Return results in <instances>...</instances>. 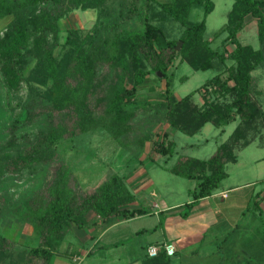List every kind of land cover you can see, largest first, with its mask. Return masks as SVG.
Listing matches in <instances>:
<instances>
[{"label": "trees", "instance_id": "obj_1", "mask_svg": "<svg viewBox=\"0 0 264 264\" xmlns=\"http://www.w3.org/2000/svg\"><path fill=\"white\" fill-rule=\"evenodd\" d=\"M152 1L154 0H144L142 28L136 29L114 25L115 20L125 18L130 11L125 7L124 0H0V18L10 15L0 35L2 82L8 90L13 91L23 82L30 97L26 120L37 118L44 124L27 146L2 152L0 166L10 163L16 170L32 164H48L57 153L54 144L65 138V135L70 136L98 126L117 138L127 130L129 121L135 115L138 105L134 94L147 81V75L153 73L158 77V71L164 76L174 54L190 52L192 56H188V61L195 70L211 68L209 60L212 58H217L221 63L225 59L233 61L234 65L226 68L225 79L212 76L201 84L209 89L205 93L210 91V87L218 85L223 92L230 94L231 99L227 103L211 102L198 107L192 103V94L196 90L174 98L166 85L162 97L169 107L166 113L168 125L182 133L193 134L207 122L221 128L238 117L244 124L236 126L229 141L219 143L209 157L179 159L169 171L195 182L188 189L190 200L183 204L185 208H190L198 199L211 195L219 187L226 176L224 163L236 160L232 147L243 136L245 129L254 127L252 121L255 117H263L261 108L258 111L250 100V73L260 64L262 53L249 44H241L236 37L245 24V16L249 15L255 21L258 41L264 43V0L232 1L226 14V22L215 32H224V38L227 39L224 42L233 45L227 57H223L224 49L219 51L211 48L203 40V19L197 22L187 19L189 9L196 5L201 6L206 15L212 9L211 0H164L156 3L157 9L151 8ZM74 9L95 10L96 31H99L96 45L91 50L90 34L81 35L76 28L68 27L65 29L62 46L55 53L58 20ZM131 9L135 12L138 10L135 6H131ZM129 17L127 19L131 20ZM154 19L157 21L153 22ZM171 20L179 27L177 38H169L163 29L162 24ZM177 41L181 43L178 51L175 49ZM103 61L114 79L101 88L103 82L95 81V65L96 62ZM147 63L152 64L151 69L147 68ZM227 79L231 80V85L227 83ZM98 89L100 92H97ZM91 97L94 104H102L100 113L89 106ZM157 103L160 105L164 102L157 101L154 104ZM53 112L70 117L71 128H67L63 121L54 122ZM165 137L166 133L163 132L160 140L151 141L150 148L155 153L163 155L169 152L171 144L164 143ZM62 164L56 167L51 185L44 190L48 201L42 206L26 204L22 208L25 220L42 225L40 235L43 234L44 239L41 244L20 248L0 233V261H8L11 257L9 264H49L52 251L57 245V241L50 240V232L55 233L52 237L57 239L70 224L77 228L83 227L87 209L103 220L128 218L146 212L144 208L127 207L133 196L114 175L98 184L91 194L77 198L69 196L64 187L66 169ZM115 192L118 195L121 192V196L116 195L109 202L108 195ZM40 195L41 193L38 196ZM255 197L256 194L252 195L254 199L248 200L246 209L256 212L257 219L263 222L257 235L264 248V213L259 205L260 198L256 200ZM249 263L251 264L249 256L240 262ZM142 264L171 262L169 256L160 249L155 256H145ZM214 264L236 263L231 260L225 262L219 255V260Z\"/></svg>", "mask_w": 264, "mask_h": 264}, {"label": "rangeland", "instance_id": "obj_2", "mask_svg": "<svg viewBox=\"0 0 264 264\" xmlns=\"http://www.w3.org/2000/svg\"><path fill=\"white\" fill-rule=\"evenodd\" d=\"M161 1L164 0L152 1L151 8L157 9L156 3ZM232 1L211 0L212 9L206 15L203 14L202 7L197 5L192 6L187 14V19L192 22L204 20L203 40L211 48L219 51L224 49L222 52L223 57H227L228 51L233 45L224 42V40H227L224 38V32L217 34L215 32L226 22V14ZM143 3L144 0H124L126 8L131 11L133 10L131 6H135V8H138L137 11L139 13L134 10L128 11V15L125 18L121 17L119 21L115 20L116 23L114 25L141 29ZM127 17L132 19L129 20ZM9 19L10 15L0 18V35ZM123 19L125 20L122 24ZM156 21L157 19L153 20V22ZM244 21L245 24L242 30L237 33L236 38L241 44H249L255 50L260 49L258 51L262 53L260 64L254 67L250 73L252 78L250 100L254 102L252 103L258 108V111L261 108L264 112V43L261 44L256 37L255 21L249 15L245 16ZM95 22L96 14L93 9H85L83 11L74 9L66 13L58 20L59 31L54 52L57 53L62 46L65 29L68 27L76 28L81 35L89 33L92 50L96 45L97 34L99 33V31H96L97 25H95ZM162 26L169 38H177L179 27L175 21H166ZM180 45L181 43L177 51ZM188 56H192L190 52L174 54L173 59L168 63L164 71V76L161 73L158 77L153 73L147 75V81L139 86L134 94L135 103L138 105L135 115L129 121L127 130L117 138H114L110 132L104 130L101 126H98L70 136L65 135V138L54 144L57 153L48 164H32L16 170L11 167L10 163H7L6 166L1 165L0 233L7 240L12 241L14 246L16 245L20 248L41 244L44 239L43 234L40 235L42 225L36 221L25 220L23 215L25 211L22 208L26 204L34 207L38 204L42 206L48 201L44 190L51 185L50 181L54 171L61 163H63V168L66 169V173L64 172V178L66 179L64 187L67 188L68 195H72L73 198L91 194L96 190L98 184L108 179L111 175L117 176L130 192L133 188L131 184H127L126 179H132L130 176L133 175L137 176V185H140L141 189L136 192L131 191L135 199L132 206H142L152 212L154 208L153 202L156 203L162 200L163 195L170 202L178 204H184L185 201H188L190 197L187 195V191L194 185V180L174 175L169 171V168L179 159L185 157L199 159L209 157L219 143L229 141L236 126L241 127L244 124L238 117H235L234 120L221 128L207 122L203 124L198 132L193 134L182 133L168 125L166 113L169 107L165 104L164 97H162L166 85H168L169 91L174 98H179L188 92L196 90L192 94V103L198 105V107H204L206 103L211 102L227 103L231 99L230 94L226 91L223 92L218 85L210 87V91L205 93L209 89L201 84L212 76H218L220 80L225 79L227 76L226 68L228 66L232 67L234 65L233 61L225 59L221 63L217 58H212L209 60L211 68L195 70L190 66ZM95 66V81L103 82L102 88L114 77L108 71L104 61L96 62ZM147 68L151 69L152 64L147 63ZM227 80V83L231 85V80ZM97 92H100V90L98 89ZM28 96L29 93L23 82L17 90H8L0 76V154L2 152H11L17 148H24L31 143L37 130L44 127L41 119L26 120V110H28L30 99ZM157 101L164 103L160 105L158 103L154 104ZM88 103L96 113L101 112L102 104H94L93 97L89 98ZM35 110L33 109V111ZM52 117L54 122L63 121L67 128H71L70 117L66 118L65 115H59L56 112H53ZM263 118L264 116L262 118L260 116L255 117L252 121L254 127L245 129L243 136L232 147L236 160L224 163L226 176L221 180L216 191L224 189L227 198L221 200L217 194L211 198L213 202L218 201L220 203L221 208L219 210L223 220L225 219L227 222L234 221L237 224L234 237H232L233 235L230 236V225H226V221L222 222V220L219 222L221 224L212 229L213 233L210 234V227L206 229L205 225L189 218L188 214L191 207H181V213L184 215H180L178 219L173 221L187 229L193 230L204 226V230L207 231L204 238L209 239L203 240L201 245L197 247L198 256L207 254L210 251H216L213 256L215 262L219 260V255H221L225 262H230L231 260L236 264H240L244 257L249 256L251 264H264V248L262 240H259L260 236L257 235L262 228L263 222L257 219L256 212L244 209V203L239 200L241 196L251 193L256 194L255 198L258 200V191L264 189L261 188L262 184L259 180L264 176V134L260 131L263 128V126L261 127V124L264 123ZM163 132L166 133L164 143L170 142L171 147L167 154L162 155L155 153L150 148V145L151 141L160 140ZM243 141L246 142L243 144L241 143ZM150 184H154V188L149 189ZM233 185L243 186L238 189H227ZM40 193L41 195L38 196ZM116 195H118V192L110 193L107 200L109 202L113 201ZM223 195L225 194L222 193ZM118 196H121V192ZM249 199L252 200L254 198L251 196ZM261 207L264 211V202H262ZM84 214L85 222H87L89 217L95 213L87 209ZM252 215L253 219L251 218ZM208 217L209 214L199 215L196 220L205 219L206 224ZM250 219L252 220V227L249 231ZM162 220L161 217L160 222L157 221V223L155 217L147 215L139 217L123 225L122 229H119L117 233L125 234L129 229L131 230L138 226L147 227L155 223H157V227H160ZM245 224H247L246 227ZM242 225L244 226V231L241 230L243 229ZM172 228H174V225ZM150 232L146 230L138 235L125 236L123 239L129 241L131 248H133L135 246L131 241L147 238ZM157 232H159L158 229ZM240 232L241 234L243 232L246 233L244 240H242ZM50 233V240L57 241V245L52 251L53 255L50 257L49 264L119 263L113 259H94L91 254L88 255L89 257L82 256L81 250L89 247L90 244L89 242L86 243V240L81 241L80 236L82 233L78 231L74 224H70L69 228L66 227L65 231L57 239L52 237L55 233ZM114 233L113 231V233L107 234V237L115 239L116 236L112 235ZM155 235L156 233H153L151 236ZM213 235L214 237H211ZM46 236L48 237V235ZM229 236L232 237L231 240H229ZM105 238L103 241L106 240ZM74 253L76 255L79 253V257H75ZM8 261L3 259L0 264H9Z\"/></svg>", "mask_w": 264, "mask_h": 264}, {"label": "crops", "instance_id": "obj_3", "mask_svg": "<svg viewBox=\"0 0 264 264\" xmlns=\"http://www.w3.org/2000/svg\"><path fill=\"white\" fill-rule=\"evenodd\" d=\"M262 111V110H261ZM262 114L264 116V112L262 111ZM264 121V118H263ZM260 131L264 134V123L261 124ZM260 133V132H259ZM175 175V174H174ZM132 179H126L127 184H131L133 192H136L140 188V185H137V176H130ZM125 180V179H124ZM260 182L262 184L261 188H264V176L261 177ZM243 185H233L231 187H228L227 189H238ZM154 188V184H150L149 187ZM219 188V187H218ZM260 188V189H261ZM131 190V191H132ZM130 191V193H131ZM260 198V207L262 202H264V189H261L258 191ZM222 193L225 195L222 196ZM219 195L221 200H224L227 198V195L225 193V190H218L216 189L212 192L211 195L203 197L201 199H198L190 208L189 211V218L193 219V221L200 222L201 224L206 226V229L210 227L209 233H213L212 229H215L217 226H219V223L221 220H223V216L220 214V203L218 201L213 202L211 200L214 195ZM254 193H251L249 195H243L239 198L241 202L244 203V209H246V204L249 200V198ZM188 195V191H187ZM189 196V195H188ZM162 200L159 202H153V211L146 210V212L141 214H135L132 217L123 218V217H115L110 220H103L101 217H99L97 214H94L89 217V220L85 223V225L81 228H78V231H80L82 234L80 238L81 241H85L86 243L89 242V247H86L81 250V255L84 257H89L88 255L91 254V257L100 258L102 260H109L113 259L114 261H118V264H142V260L145 256H148L146 254V246L148 245H161L164 243H171L174 247V252L169 255L171 264H213L215 262V259L213 256L215 255L216 251H210L207 254L198 256L197 247L201 245L203 240H208L209 238H204L206 235V230H204L203 227H198L197 229H187L183 227L182 225H179L175 222H173L175 219H178L181 214V207H184L183 204H178L175 202H170L167 200L165 195L162 196ZM190 200V199H189ZM188 200V201H189ZM135 202V199L133 197V200L131 203L127 205L129 208H143L142 206H132V204ZM185 201L184 203H186ZM223 203V201H221ZM224 209V208H222ZM240 209V208H239ZM263 210V208L261 207ZM242 213V211H240ZM264 213V211H263ZM204 214H209V217L206 219L207 223L205 224V219L196 220L197 217L202 216ZM149 217H155L156 222H160V219L162 217V225L160 227H157V223L151 225V226H138L133 229H129L125 234L124 233H117L119 232V229L121 230L123 225L128 223L129 221H134L135 219H138L139 217L144 216ZM253 219V215L251 216ZM237 219V217H235ZM229 220V219H228ZM174 225V228L172 226ZM230 225L229 232L230 236L236 233L237 224L234 223V221L227 222L226 225ZM249 231L252 227V220H249ZM247 224H245L246 227ZM244 231V226H241ZM157 229L159 232H157ZM146 230L151 231L149 236L147 238H144L142 240H134L131 241L134 243L133 248H131L130 242L127 240H124L123 238L125 236H132V235H138L140 233L145 232ZM115 235V239L111 237H107V234ZM202 234H198V233ZM153 233H156L155 236H151ZM251 233V232H250ZM241 234V232H240ZM228 235V233H226ZM209 236V235H208ZM229 236V237H230ZM106 237V238H105ZM211 237H214L211 236ZM232 237L229 238V240L232 239ZM246 237V233L243 232L241 234L242 240ZM106 239L103 241V239ZM200 240V241H195ZM249 240H251L249 238ZM213 241V240H212ZM97 247V249H95ZM75 257H79V253L76 255L74 253ZM59 258H62L60 256H57ZM151 257V256H148ZM63 260H66L65 258H62Z\"/></svg>", "mask_w": 264, "mask_h": 264}, {"label": "built area", "instance_id": "obj_4", "mask_svg": "<svg viewBox=\"0 0 264 264\" xmlns=\"http://www.w3.org/2000/svg\"><path fill=\"white\" fill-rule=\"evenodd\" d=\"M160 249H162L165 252V254L169 256L173 253L174 247L171 243H164L161 246L148 245L146 246V254L148 256H155Z\"/></svg>", "mask_w": 264, "mask_h": 264}, {"label": "water", "instance_id": "obj_5", "mask_svg": "<svg viewBox=\"0 0 264 264\" xmlns=\"http://www.w3.org/2000/svg\"><path fill=\"white\" fill-rule=\"evenodd\" d=\"M180 44V41H177L176 44H175V49L177 50L178 49V46ZM157 76H160V72H156Z\"/></svg>", "mask_w": 264, "mask_h": 264}]
</instances>
